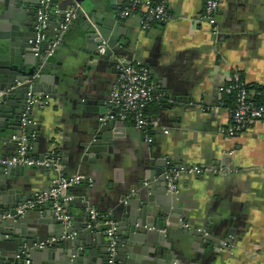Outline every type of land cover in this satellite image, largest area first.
<instances>
[{
  "label": "crops",
  "instance_id": "1",
  "mask_svg": "<svg viewBox=\"0 0 264 264\" xmlns=\"http://www.w3.org/2000/svg\"><path fill=\"white\" fill-rule=\"evenodd\" d=\"M34 1L25 0L24 11ZM68 2H51L48 25L59 20V7ZM124 2L101 1L108 15L115 12L121 37L126 40L125 46L118 45L122 54L117 57L139 62L149 70L157 98L146 114L159 124L151 133L152 143L132 123L115 120L105 132L99 157L82 170L83 140L100 117L115 112L107 99L116 82L114 56L91 57L87 50L93 46L83 42L68 51L79 66L69 87L55 98L39 92L45 102L33 108L29 137L23 134L29 155L41 157L56 149L62 175L83 176L68 189L73 199L66 211L74 224L73 235L85 228L89 207L110 219L117 205L137 193L131 188L126 191L129 187L151 186L148 194L166 198L169 192L163 172L167 161L174 166L200 167V173H184L178 178V204L167 207L164 231L180 240L178 251L197 258L196 264H264V122L253 121L232 137L221 131L231 122L230 108L222 103L231 72L242 73L252 95L254 85H264V0H221L217 32L201 20L204 0H167L168 20L147 29L141 28L139 13L118 16ZM8 4L13 7L12 0ZM53 32L54 27L46 28L44 48L58 41ZM65 32L70 35L73 29L68 27ZM16 47L19 51L14 55L24 56L20 46ZM169 104L172 109L167 108ZM4 145L11 147V143ZM7 148L1 147V153L16 154L17 148ZM23 167L16 176L19 195L32 198L53 184L52 170ZM146 172L149 176L142 183H131ZM37 207L40 218L57 219L51 201ZM200 232L210 239L201 241ZM123 233L125 236L116 234L119 248L129 245L127 232ZM89 237L84 248L93 253L100 247L106 249V234L93 232ZM145 247L142 258L153 260L150 245ZM122 257L125 260L128 255Z\"/></svg>",
  "mask_w": 264,
  "mask_h": 264
},
{
  "label": "water",
  "instance_id": "2",
  "mask_svg": "<svg viewBox=\"0 0 264 264\" xmlns=\"http://www.w3.org/2000/svg\"><path fill=\"white\" fill-rule=\"evenodd\" d=\"M9 1L0 0V91L7 90L6 94L0 95V149L8 147L4 143H11V147L7 149L13 150L17 148L24 132L28 138L32 129L34 109L22 125L28 92H44L55 98L69 87L73 71H79V66L70 56L69 50L86 42L93 46L87 50L91 57L97 55L98 58H105L113 55L115 61L117 56L122 54L118 45L125 46L126 40L121 37L115 12L108 15L102 0H69L67 4L60 5L59 20L46 27H54L53 34L58 36L54 47L56 55L46 56L47 48H44L43 42L35 55L33 41L36 37L37 8L40 0L29 2L31 5L26 11L22 5L25 0H12L13 7H9ZM247 1L242 0L243 3ZM51 2L57 3L58 0ZM68 6L75 14L68 25L73 29L70 35L59 26ZM111 9L115 8L112 6ZM103 44L104 52L97 53L96 47ZM15 46H20V52L24 56L14 55L19 51ZM167 108L172 109V105L169 104ZM113 123L115 120L100 121L83 140L80 155L82 170L86 163H95L99 157L105 132ZM6 154L0 151V159H7V156L11 158V153ZM23 169V166L0 162V264H24L26 259L30 260L31 264H107V247H100L97 253L83 247V243L90 240L89 235L93 232L105 235L108 227L106 224L96 227L94 222H91L88 227L86 221L85 228L81 229L79 234L73 235V223L66 226L58 219L52 218L53 216L40 218L38 207L17 213V208L30 199L19 195L21 188L16 176ZM5 172L8 173L6 176ZM148 176L146 172L140 179H134L131 183H142V178ZM130 188L137 193L129 196L126 203L117 205L114 215L110 217L116 222V234L125 236L123 232H127L126 237L129 239V245L125 248L117 246V264H196L197 258L178 251L180 240H173L169 233L164 231L169 214L167 207L177 206L178 194L169 193L166 198H154L148 194L151 186L143 185L138 190L129 187L125 190L129 191ZM199 234L201 241L210 239L203 232ZM52 238L54 239L48 242ZM41 243L44 244L40 246ZM145 244L151 247L149 250L154 257L151 261L142 258V255L147 253ZM123 253L128 255L125 260Z\"/></svg>",
  "mask_w": 264,
  "mask_h": 264
},
{
  "label": "built area",
  "instance_id": "3",
  "mask_svg": "<svg viewBox=\"0 0 264 264\" xmlns=\"http://www.w3.org/2000/svg\"><path fill=\"white\" fill-rule=\"evenodd\" d=\"M220 4L221 0H204L203 13L201 15V20L215 32H217L216 16ZM50 8L51 0H40V5L37 8L36 37L33 41L36 48L35 55L38 54L40 44L44 40V32L49 23ZM134 13L140 14V26L142 29H147L156 22H165L169 18L167 0H125L118 12V16L126 18ZM74 15L72 8H68L65 11L63 20L59 24L62 30L68 28ZM57 42L56 40L50 43L45 50L46 56L53 55ZM104 50V44L96 47L97 53L102 54ZM114 66L116 82L109 93L107 102L115 108V112L100 117V120L109 119L121 122L130 120L132 125L142 133L144 140L147 143H152L153 137L151 133L159 124L146 114V108L157 98L149 70L139 62H133L124 56L117 57ZM230 76V81L223 87V92L234 93L235 100L232 108H230L231 122L226 127H223L221 131L226 136L232 137L244 131L253 121L264 122V104H258L253 100L241 72L233 70ZM6 93L7 90L0 91V95ZM44 102L45 97L39 92L33 94L28 92L22 125L26 123L31 110L34 107L43 106ZM164 131L166 132V130ZM0 162L10 165L42 167L55 173L53 184L47 189L35 193L32 198L17 208V213H23L25 210L37 207L45 201H51L56 218L66 226L72 223L71 217L66 211L67 204L73 199V196L68 193V189L78 184L83 179V176L79 174L63 176L61 156L56 149H51L41 157L30 156L27 138L23 135L18 142L16 154L8 159H0ZM201 171L203 169L200 167L174 166L167 161L163 172L166 190L169 193H177V181L182 174L200 173ZM87 213L88 227L91 226V222H94V225L104 223L108 226L105 230L108 239L107 264H117L115 260L117 253L116 222L111 219H104L92 207L87 209ZM43 244L41 243L40 246ZM24 264H30V261L26 259Z\"/></svg>",
  "mask_w": 264,
  "mask_h": 264
},
{
  "label": "trees",
  "instance_id": "4",
  "mask_svg": "<svg viewBox=\"0 0 264 264\" xmlns=\"http://www.w3.org/2000/svg\"><path fill=\"white\" fill-rule=\"evenodd\" d=\"M248 89H250V86L247 84ZM254 89V94L252 95L253 100L258 103V104H264V85H254L252 87ZM225 96L223 99V104L229 108H232L233 104H234V100H235V96L234 93H226L224 92ZM127 123H131L130 120L125 121Z\"/></svg>",
  "mask_w": 264,
  "mask_h": 264
}]
</instances>
